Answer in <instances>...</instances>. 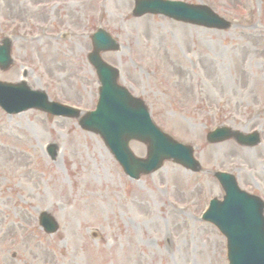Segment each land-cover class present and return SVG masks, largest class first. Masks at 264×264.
I'll return each mask as SVG.
<instances>
[{"label": "rangeland", "instance_id": "1", "mask_svg": "<svg viewBox=\"0 0 264 264\" xmlns=\"http://www.w3.org/2000/svg\"><path fill=\"white\" fill-rule=\"evenodd\" d=\"M44 1H58L60 10L0 0V40L4 17L72 26L82 38L15 41V63L0 80L18 81L25 69L31 86L52 99L94 107L100 83L87 62L88 36L105 27L122 47L103 58L119 67L121 83L146 100L161 128L198 146L205 169L245 161L262 171L264 142L249 152L232 141L210 145L206 134L220 124L264 131V115L253 119L264 110V0H186L233 20L228 30L135 17L133 0ZM101 140L75 119L0 109V264H228L225 237L198 218L210 198L222 196L210 174L166 162L133 181ZM48 143L60 147L54 161ZM132 148L146 153L142 143ZM44 209L60 223L54 235L38 225Z\"/></svg>", "mask_w": 264, "mask_h": 264}, {"label": "water", "instance_id": "2", "mask_svg": "<svg viewBox=\"0 0 264 264\" xmlns=\"http://www.w3.org/2000/svg\"><path fill=\"white\" fill-rule=\"evenodd\" d=\"M182 16L186 21L193 23L205 24L207 26H215L219 28H226L228 25L222 23L220 20L214 19L212 13L207 10V13H203L196 9L180 10ZM210 14V15H209ZM0 52H3L0 49ZM93 64L98 67V71L101 73L103 69V63L96 57L92 59ZM116 78V77H115ZM104 81V80H103ZM104 83V82H103ZM108 87L112 88L111 95L107 96L109 100V110L99 108V112L95 113L91 119H89V125H84V120L81 121L84 128L93 131H100L105 138V141L111 140L117 143L118 147L122 150L123 155L117 152L119 160L124 165L125 170L128 173L135 174L136 177L140 173L147 172L154 168L159 167L163 160L171 157V153L165 149L170 147L166 137L155 135L151 137L149 131H144V134H140V131L133 129L134 123L141 124L146 121V114L142 108L140 101L128 96L123 89L115 88L114 80L107 82ZM12 88V87H9ZM42 98L43 96L40 95ZM0 104H2L9 111H18L13 104L4 96L0 95ZM47 101L42 99L37 107L42 109H52L51 105H47ZM15 108V109H14ZM24 109L26 106L23 107ZM116 109V113L113 114L112 110ZM126 112V113H125ZM105 113L106 118L101 115ZM70 115V114H69ZM119 121H124L125 125H119ZM128 128V129H126ZM133 130V132H128ZM231 135H228L229 137ZM242 142H247L245 136H240ZM144 140L148 145V158L140 159L130 151L128 141L130 139ZM107 139V140H106ZM211 141L217 139L210 137ZM159 143L160 145H157ZM54 149L50 148V154L53 155ZM175 161L183 164L186 168H192L193 170H199V164L193 163L191 159L184 158V156L175 153ZM232 179V178H231ZM233 180V179H232ZM228 179L223 181L224 189L227 196L223 202L213 203L209 211L211 220L218 226V228L226 235L229 245V258L231 264H264V218L262 217L263 206L255 200H250L244 196L235 186L231 184L226 185Z\"/></svg>", "mask_w": 264, "mask_h": 264}, {"label": "flooded vegetation", "instance_id": "3", "mask_svg": "<svg viewBox=\"0 0 264 264\" xmlns=\"http://www.w3.org/2000/svg\"><path fill=\"white\" fill-rule=\"evenodd\" d=\"M248 183H249V181H248Z\"/></svg>", "mask_w": 264, "mask_h": 264}]
</instances>
